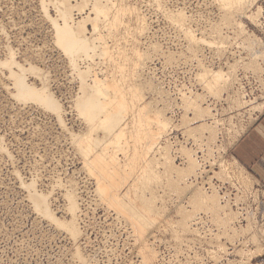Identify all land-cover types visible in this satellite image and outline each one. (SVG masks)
Instances as JSON below:
<instances>
[{"label": "rangeland", "instance_id": "374dc122", "mask_svg": "<svg viewBox=\"0 0 264 264\" xmlns=\"http://www.w3.org/2000/svg\"><path fill=\"white\" fill-rule=\"evenodd\" d=\"M48 1L46 0L44 3L43 0H0V61L6 59L9 49H12V51H15V58L20 64L27 66L32 64L47 74L50 72L48 82L51 84L49 85L48 83V86H50V90L64 108L63 124L60 123L55 114L43 109L36 103L20 101L16 97L15 87L7 71L0 69V138L2 137V140H0L2 145H0V264H80L81 262L75 258L77 249L81 250V253L86 258L89 257V261L94 258L91 263L101 260L97 264H264V252L252 254L256 249V246L254 247L255 243L253 244L251 240L253 230H251V233L247 232L248 234L239 233L237 234L239 236L236 235V238L233 237L232 239L229 237L231 232L227 231L228 234L223 227H220L221 229L218 228L219 226L214 223L215 221H212L210 214L199 213L197 216L199 219L196 217L198 220L195 222V224L197 222L199 224L197 223V226H194L193 222L191 223L192 225L190 224L193 228L198 227L197 229L202 236L199 237L196 234V238L190 232H187L188 235L186 236L180 224L181 215L178 214V207L180 205L188 207L187 199L184 200L181 194L178 196L175 190L169 189L165 184L167 180L165 177V180L160 178L164 180V183L159 182L163 186H160L159 183L156 185L157 182L155 181L156 183L150 184L153 186L150 190L146 189L148 194L144 190L146 197H151L150 194L152 193V195H156L157 212L147 213L146 216L150 219H156L157 224L155 223L153 227L151 226L152 229L147 228L148 230H145L146 233H144L145 235L141 240H139L137 232L135 233L127 217L121 216L108 203L107 205L103 204L102 202H105V200L101 203L99 202L103 199L97 194L96 176H93L94 173L88 172L90 171L88 170L90 165L88 154L99 158V164L105 166L107 163L109 165V176H114L117 180L126 181V183L123 181L125 184L119 185L121 186V191L125 193L133 187L132 185L135 181L142 178V172L148 169L149 159L147 162L145 160H140L137 163L134 161V158L141 156L142 141L147 134H139L137 132L134 115L132 112H127L124 117H119L117 128L112 133H107L101 129L95 130V138L98 139L99 143L91 145L90 152L80 150L81 147L79 148L76 143H73V137L79 133L84 134L87 131V125L83 119L78 117L72 106L76 93H79V80L70 66L69 59L55 45L54 29L49 16L55 18L56 11L52 4L49 5L50 2L48 3ZM160 1L162 2L161 6H157L156 0H114L111 3L113 6L112 13L119 19L118 23L108 27L100 22L97 33H93L92 26H88L89 32L93 33V36L89 39L91 45L89 52L91 53H78L76 57L79 60L82 57L85 58V56L89 57L91 59L90 64L91 61L92 64L88 68H91L94 73L100 72V76H102L103 72H106L107 75L115 72L114 76L122 79V73L123 75L127 73L128 77L124 75L123 79H127L125 81L127 85H130L136 79L133 76V71L136 68L137 57L140 54H147L146 66L149 67H145L147 71L144 69L142 76L143 81L147 82L145 98L139 101V107L143 109V113L148 115H144V117L146 122L150 124L148 125L150 137L154 131L152 130V122L149 121V116L152 117L154 115L152 111L145 110V108L148 107L149 101L153 102V106L150 105L154 108L159 103H162L156 94L154 96L151 93L153 89L150 90L147 87L148 84H153L150 78L151 67L152 69L153 67L155 68L153 69L154 81L163 85L173 99L178 97V91L181 95V102L183 94L188 93L189 90L191 91L188 96H190L192 91L205 95L203 105L205 107L210 105L213 114H216L211 120L216 133L214 132V134L212 127L208 126L212 133L210 134L209 130H205L203 134L209 132L211 138L207 135L208 138L212 140L214 137V141L216 136L218 142L221 134L220 138H224V141L221 140L217 145L219 144L223 148L217 145L216 148L225 151V153L227 152L225 159L229 161L230 171L235 174L237 179L223 182L218 179L198 180L197 182L205 184L206 188L209 189L208 184L210 183L208 182L213 181L221 197L228 194V196L230 195L229 199L233 198V201L236 196L240 197L237 202L238 206L236 204L233 205V201H230L232 202L231 209L233 211L242 212L232 227L234 229L237 228L238 231L242 226L245 227L247 219L244 217H247V214L250 213V218L256 222H253L254 228L256 229L257 226L256 230L253 229L257 231L258 238L260 237L259 244L261 243L264 248V183L255 180L236 160L231 158L230 152V148L233 147L231 145L232 141L238 140L243 133L251 128L261 111L262 113L264 111V100L261 101L264 99V61L261 59L258 61L259 72H257V69L247 67L252 62L251 58L248 59V50L247 48L242 50V47L239 46V43H251L250 40L253 38L261 39L264 42V0H257L256 4L250 8L252 12H256L258 7L261 8L263 16L261 18L260 16L257 17V19L260 18L257 21L258 24L246 17L240 18L241 20L236 17L233 18L244 23L245 32L243 35L245 36H241L242 32L240 31V33L238 29L234 30L235 25L233 26L232 23H237L236 19L232 23L231 21H234L232 19H229L230 23H228L227 19L223 20L224 22H220L223 12L214 0ZM89 6L87 7L89 10L84 11L85 14L81 13L82 15L78 14V11H76L78 9H75L74 12L73 9L74 17L77 19L86 17V13H90V8L92 11V6ZM180 10L186 11L185 13L189 17L188 22H186L188 25L186 24L185 27H192V30L197 31L195 32L197 35L202 34V29H210L213 24L214 33L209 31L206 35L207 38L209 35H213L212 39L209 36L208 39L210 41L215 42L216 39L220 42L227 34L232 38L230 41L224 39L226 43L222 46L224 48H217L218 50L211 47L210 49L205 45L203 46V43H199L200 46L199 44H194L198 45L199 48L197 46L195 49H198H193L192 51L191 48H194V45L182 31L185 28L182 29L183 27L180 25L181 28L178 27V24L176 27V23H171L168 18V12ZM260 21L263 23L260 24ZM140 23L149 26L147 35H141L138 31ZM217 27L220 30H214ZM219 31H222V33L220 34ZM214 34H217L218 38ZM220 35L224 37L222 38ZM213 37L215 38L213 39ZM96 43L100 45H96ZM154 44L161 45L162 51L159 49L160 52L158 51V53L152 52L151 45ZM93 46L98 47L97 52L93 51ZM189 48L190 50H188ZM108 50L112 53H108ZM195 51L197 54L203 55L200 59H205L204 63L206 66L215 70L221 68L227 71L228 66L234 61L242 60V64H238L233 72L232 81L229 82L227 87H225L227 89H224L220 96L211 94L212 98L209 96V92L207 96V89L203 87L205 86L204 82L198 80L200 78H197L196 74H198L199 68L197 66L198 62L194 57L197 55H194ZM163 53L166 55H163ZM171 53L176 54L175 58H177V61L179 58L180 60L178 62H169L167 55ZM151 55L152 58L150 60ZM110 57L122 61L123 65L117 64L113 67ZM83 61H78L80 68H85L89 63L84 59ZM214 62L216 63L215 65ZM244 62L248 63L247 66L243 64ZM81 63L87 64L82 65ZM245 73L252 74L248 83L252 82L254 88L256 85L258 86L257 91L259 92L253 94L254 97L250 99L263 106L261 111H258L260 109L255 111L254 105H241L240 110L235 107L236 103H234V100L236 98L243 96L241 103L245 101V94L240 90L242 87L240 79H244ZM129 78L132 81H129ZM28 81L41 87V81L33 76H29ZM119 83L123 85L121 86L123 90L126 83L123 80ZM205 98H207V102ZM177 102L179 101L177 100ZM182 105L183 103L181 104L182 112L178 111L179 108H175V112H172V110L170 112V109L167 112L168 117H171L169 113H172L177 120H175L176 122L174 121L175 128H172L173 131L169 132L168 136H166L167 138L164 137L163 141L161 140V144H166L165 139H172L170 141L177 140V143L180 141V143H183H181L182 145L191 149V146H194L192 141L185 142L189 140L187 137L191 133L187 132L188 128L185 126L186 124L184 125L182 119V115L185 114ZM229 107H232V109ZM189 115L194 117L192 113ZM208 118H203V121L209 122ZM219 127L222 130L217 135ZM123 130H127L126 134L120 137ZM71 132L72 135L70 136ZM185 134L189 135L184 137ZM197 135L199 136V134ZM83 146H86L85 142ZM169 150L172 152L170 147L168 148ZM153 156L154 153L151 154L150 159L156 160L155 158H157V161H161L159 153ZM179 158V156L177 159L173 156V161L175 159V164L183 166L186 160L182 162L181 158ZM181 165L179 166L182 167ZM154 167L157 169L155 170L154 168V171L156 173L159 172L161 175L163 170L159 165L154 164ZM206 170L209 171L208 168ZM213 170L218 171L217 167H213ZM103 172H101L102 176ZM91 174L93 177H90ZM243 176L245 180H242ZM71 181L78 187V202L79 206H81L80 211H83L82 213L79 211L78 215H82L78 217L79 221H77L79 227L81 226L80 229L82 228L81 232L83 231V235H80L79 239H75L77 241L72 240L74 238L67 231H64L65 229L60 227L59 229L55 223L41 216L42 214L40 215L35 209L30 195L34 188L40 193H50L52 210L56 211V215L61 217L60 219L65 218L68 220L71 216L66 213L67 210L65 209L67 208L65 205L66 193ZM31 182H35V187L30 189L29 192L27 184L29 186ZM24 183H26V186ZM165 186L168 190L163 188ZM95 191L97 196H93L96 195ZM98 196L101 200H98ZM170 197L172 198L171 201L169 200ZM224 202L226 204L227 201ZM105 206L108 211L105 210L107 209ZM140 210L143 211L142 209ZM216 234L220 237H217ZM225 235L228 236L226 237ZM202 238L205 239L203 240ZM217 238L221 239V242ZM144 244L156 252L155 260L143 262L142 246ZM248 250H251V254L256 256L251 257L250 253H247Z\"/></svg>", "mask_w": 264, "mask_h": 264}, {"label": "bare ground", "instance_id": "6f19581e", "mask_svg": "<svg viewBox=\"0 0 264 264\" xmlns=\"http://www.w3.org/2000/svg\"><path fill=\"white\" fill-rule=\"evenodd\" d=\"M45 1L46 0H43L44 3H45ZM156 1H157V6H161L162 2L161 1L159 2V0H156ZM256 1L257 0H214V2L218 3L220 9H222V12H223L222 19L220 20V22L223 20L225 21L226 19L228 21H229V19L230 20L232 19V20H234V21H231V23H232V22H235L236 18L240 19V18L246 17V18H250L252 21H254L255 23L258 24L257 21L260 20L261 16H263L261 8L258 7L256 12H252L250 9V8H252V6H254V4H256ZM113 2H114V0H49L48 1L49 5L52 4L53 7L55 8V11H56V17L55 18L49 16V18L52 22L53 29H54V38H55V43H56L55 45H57L56 47L59 48L64 53V55L67 57V59H69L70 66L72 67L76 77L79 80V93H76L75 99H73L74 101L72 102L73 103L72 106L74 107V110L77 112L78 117L83 119L87 125V129H86L87 131L85 130L86 132H84V134L83 133L76 134L73 137V143H76L78 145L77 147H79V148L81 147L80 150H84V151L87 150L88 152H90L91 145H93V144L96 145L97 142L99 143L98 139L95 138V132H96L95 130L101 129L107 133H112L117 128V124L119 123V121H118L119 117H124V115L127 112H132V114L134 115V119H135L134 123L137 126V132L139 134H141V133L147 134L145 136V139L142 141L143 149L141 151V156L134 158V161L136 163L139 162L140 160L141 161L145 160V162H147V160L149 159L148 169H146L144 172H142L143 173L142 178L135 181V183L132 185L133 187L128 189L125 193H123L124 191H121V188H120L121 186H119V185L120 184L123 185V183L124 182L126 183V181L117 180L114 176H109L110 175V174H108V166L109 165L106 163V165H105L106 167H105L104 165L99 164L100 163L99 158L91 156V154H88V161L90 163L89 169H88L90 171H88V172L94 173L93 176H96L97 182L95 179V184H96L97 194L101 196V199H103V200H101L98 196V200L99 199L101 200L99 202L101 203L102 201L105 200V202H102L103 204L105 203L107 205V203H108L109 206L113 207V209L117 210V212L119 214H121V216L127 217L129 219V221L131 222L130 225L135 230V233L137 232V235L140 238L139 240H141V239H143V237L145 235L144 233H146L145 230L147 228L148 229L151 228V226L153 227V225H155V223H156V219H150L148 216H146V214L157 212L156 204H155L157 201L156 200L157 198L155 197L156 195L154 196V195H152L153 194L152 193V194H150L151 197H146V195H144V194L147 193V190H150L153 187V186H151L152 184L157 182L156 185H158V183L160 181L164 183V180L166 178L167 179L165 181L166 186L169 189L175 190L178 193V196H179V194H181L182 198H184V200L187 199L188 207H183V205H180V206L178 205L179 206L178 207V209H179L178 214L181 215V223L180 224H181L182 228L184 229L186 236L188 235L187 232H190L191 235L192 234L195 235V237H196V234L199 237L202 236V235H200V232L197 229L198 227L193 228L191 226L192 225L191 223L193 222L194 223L193 225L197 226L199 223L197 222L198 224L197 223L195 224V222L199 219L197 217L198 214L199 213H204V214L206 213V214H210V216L213 219L212 221L213 222L215 221L214 223H217V225L219 226L218 228L223 227L225 229V232H227V231L231 232L230 233L231 235L229 237L232 239H233V237H235L239 233L240 234L241 233L245 234L247 232L251 233V230H253V232L251 234V240H252L253 244L255 243L254 247L256 246V249H255L254 253L252 252V254H258V253L264 252V248H263L262 244L261 243L259 244V238L260 237L258 238L257 231H254L255 225L253 226V222H255V221H252L253 219L250 218L251 217L250 213H248V214L246 213L247 217H244L247 219L246 220L247 221L246 226L245 227L242 226L239 231L237 230V228L234 229L232 227L233 223L236 222L237 219H239L238 216H241L240 213L242 214V212H235L231 209L232 208L231 207L232 202H230V201H233L232 200L233 198L230 200L229 199L230 195L228 196V194L225 195L224 197H221L220 192L217 190L215 185H212V182H210V181L208 182V183H210L209 189L206 188L205 184H201V183L197 182L198 180H204L201 177V176H203V174H206L207 176H209L208 171L203 167V164L201 163L200 157L198 156V151L202 152V161L208 162L210 164L209 173L214 174L213 179H216V180L218 179V180H221L222 182L226 181V180L237 179L235 174L230 171V165L228 164L229 161H227L225 159V154L227 152L225 153V151H221V150H219V148H216L217 143L221 142V140L224 141V138H222V139L220 138L221 134L219 135V139H220L219 142L217 141L216 136H215L216 139L214 141H213L214 137L211 140L210 139L211 135H209V132L208 133L205 132L203 134V132L205 130L206 131L209 130L208 126L212 127V130H214L213 133L214 132L216 133V130L212 126L213 121H211L216 116V114H213V111L210 108V105H208L207 107H205L203 105L205 95L203 96L201 93H195L192 91L190 93V96H188L189 92L191 91V90H189L188 93L183 94L182 102H181V98H180L181 95L179 96V98L173 99L172 96H170L169 91L166 90L163 87V85H161L160 83H156L154 81L155 77H154L153 69H155V68L153 67V69H152V67H151L150 68V78H151L153 84H150V85L148 84L147 87L150 90L153 89L151 91V93H153L154 96L156 94V96H158L160 98V102H162V103L161 104L159 103V105H161V107H159V105L156 104L158 106L155 105L156 107L154 108V107H152L153 102L149 101V103L147 104L148 107L145 108V110L152 111V113L154 115L152 117L149 116V121L152 122V128H153L152 130L154 131V133H152V136L150 137V133L148 131V125H150V124H148L146 122V118L144 117V115L145 116H148V115H146V113H143V109L141 107H139L140 106L139 101L145 98V91H146L145 86H146L147 82L143 81L142 76H143V72H144L145 67L146 68L149 67V66H146L147 54H144V55L140 54L137 57L136 68L133 71L134 75L132 74L136 78L135 79L136 86H135L134 81L132 84L127 85V83H126L127 79H123V77H125L124 75H126L127 73H124V75L122 73V79L121 78L118 79V76H114L115 72H112V74L107 75L106 72L104 73L103 71H101V72H103L102 73L103 77L100 76V74H99L100 72L94 73V71H92L91 68H88L92 64V61L90 64L91 59H89V57H86V56H85V58L82 57L80 59L81 61H83V59H84L85 61H87L89 63L85 68L79 67L78 61H80V60L77 59L78 57H76V55L78 53H91V52H89L91 49L89 39L91 36H93V33H95V32L97 33L99 26H100L99 23L102 22L105 25H107L108 27H112L113 25H116L118 23L119 19L116 18L115 17L116 15H114L112 13L113 6L111 5V3H113ZM89 5L92 6L93 13H92L91 8H90V13H88V14L86 13V17H83L82 19L78 18L79 19V21H78V19L74 17L73 12L75 11V9H78V10H76V11H78V14H81V13L85 14L86 10H89V8H87ZM72 10H73V12H72ZM185 12L183 10H180L177 12L176 11L168 12L167 14H168L169 21H171V23H176L175 26L178 24L177 26L183 27L182 29L185 28L184 30H182V29H180V30L184 31V34H186L185 36L193 43V45L203 43V46L205 45L206 47H209V48L211 47V48H215V49H217V48L221 49V48H224L222 46H224L226 44L224 42V39H227L230 41V39L232 38L227 34V36L226 35H225V37L223 36L224 38L222 37V35H220L223 38V39H221V41L223 40V42H221V41L219 42L216 39H215V42L210 41L208 39L210 35L208 36V38L206 37V35L208 34L207 32H209V31H210V33L211 32L214 33L213 32V26H212L213 24L211 25L210 29H208V30L202 29V31H201L202 34L198 33L200 35H197L195 33L197 31L192 30V27L191 28L189 26L185 27L187 24L186 22H188V19H189V17L186 15ZM91 16H94V17H91ZM258 16H260V18L257 19ZM234 17H236V18L233 19ZM236 21H237V23H232L233 26L235 25L234 30L238 29L239 32L240 31L242 32V33L240 32L242 34L241 36H245V35H243L245 32L244 31L245 30L244 23L241 21L239 22L237 19H236ZM226 23H227V21H226ZM228 23H230V21ZM262 23L263 22H261L260 24H262ZM88 26H92L93 33L89 32V29L87 28ZM256 26H258V25H256ZM148 28H149L148 25H145L144 23H140L138 31L141 33V35H143V34L147 35L148 34L147 33ZM204 30H205V32H204ZM214 30L217 31L220 29H218V27H217V29H214ZM219 32H220V34L222 33V31H219ZM235 32L237 33V31H235ZM217 34H214V36H216ZM246 35H248V34H246ZM212 36H210L211 37L210 39H212ZM236 36H239V35H236ZM248 36H250V35H248ZM221 37H219V38H221ZM214 38L215 37H213V39ZM250 41H251V43H243V44L239 43V46L242 47V50L244 48H247L248 59L251 58V61H252L249 63L248 66H247L248 63L244 62L243 64H246L247 67L257 69V72H259L258 71V69H259L258 68L259 67L258 61L260 59L262 61H264V42L261 39H254V38L251 39ZM192 43H191V46H192ZM96 45H100V44L96 43ZM197 46L194 45V48H191L192 51ZM199 46H200V44H199ZM199 46H198V48H199ZM161 48H162L161 45H158V44L151 45V51L154 53L155 52L158 53L159 49H161ZM198 48H196V49H198ZM97 49H98V47L93 46L94 52H97ZM99 49H101V48H99ZM105 50H107V49L105 48ZM188 50H190V48ZM201 50H202V48H201ZM149 51H150V49H149ZM160 51H162V49ZM14 52L15 51H12V49H9V52L7 55L8 57L6 59H4L3 61H0V69L7 71L9 78L11 79V81L13 82V85L15 87L16 97L22 102H26V103L32 102L33 104L36 103L40 107H43V109L48 110L51 113L55 114L56 117L58 118V120L60 121V123H63L64 122V117H63L64 116V108L62 107L63 105H61V102H59V100L57 99L55 94L50 90V88H49L50 86H48V83H49V85L51 84L50 82H48V78H49L48 75L50 74V72L47 74L43 70H41L40 68H38L32 64H28V66L20 64L16 60V58H15L16 54ZM108 53H112V52L108 50ZM195 54H197V52L194 53V55ZM163 55H166V54L163 53ZM175 55L173 53L168 54L167 60L169 62H178L180 60V58L177 61V58H175ZM191 55H193V54H191ZM197 55H198V57H197ZM197 55L194 57L198 62L197 66L199 68V72H198V74H196L197 78H200L198 80L204 82L203 84H205V86H203V87H205L207 89L206 90L207 96L209 95L208 92L210 93L209 96H211V94H215L214 96H216V95L220 96L222 91L224 89H227L225 87H227L229 82L232 81L231 79H233V72L237 68L238 64H242V60L240 59L241 61L240 60L234 61V63H232L228 66L227 71L225 69H221V68L218 70H215V69H210L209 66L205 65V63H204L205 59L204 58L200 59V57L203 55H200V53H198ZM56 56H57V54H56ZM179 56H181V55H179ZM151 58H152V55L150 57V60H151ZM110 59H111L113 67L116 66L117 64L123 65L122 61H119L114 57H110ZM81 64L85 65L87 63H85V64L81 63ZM215 64L216 63L214 62V65ZM75 75H73V76H75ZM251 75H252L251 73H245L244 79H242V80L240 79V85L242 86L240 88V90H242V92L245 94V101L243 103H241L243 101L242 100L243 96H241V98H236L234 100V103H236L235 107L238 110H240L241 105L242 106L254 105L253 108H255V111H257L258 109H260L258 111H261V108H263V106L261 104H257L256 101L254 102L252 99L247 98V90H246L245 83L243 80H248V82H249V78L252 77ZM29 76H33V77L39 79L41 81V87H38L35 83H30L28 81ZM60 76H62V75H60ZM126 77H128V76L126 75ZM130 78H129V81H132V80H130ZM122 80L126 83L123 90L121 89V86H123V85H121L119 83ZM133 80H134V78H133ZM165 80H166V78H165ZM51 87H52V85H51ZM134 87H135V89H134ZM204 91H203V93H204ZM67 94H69V93H67ZM71 94H73V93H71ZM170 97H171V99H170ZM211 97L213 98V96H211ZM207 98H205L206 102H207ZM177 100L179 102H177ZM201 101H202V103H201ZM158 102H159V100H158ZM249 102H252V103H249ZM182 103H183V105H182L183 110H185L184 111L185 114L182 115V117H183L182 119L184 121V125L186 124L185 126L188 128L187 132L189 131L192 135V136L190 135L191 136L190 137V136H188L189 134H187V135L185 134L184 137L188 136L187 138L189 139L185 142L192 141V143L194 144V146H191V149L182 145L183 143L181 142L182 143L181 144L180 141H179L180 144L177 143V140L176 141H170L172 139H168V140L165 139L164 140L166 142V144H164L165 146L163 145V143L161 144V142L163 141L162 139L164 137L167 138L166 136H168L169 132L173 131L172 128H175L174 121L177 120V119H175V115H173L172 113H169L171 115V117H168L169 115L167 112L169 111V109H170V112H171V110H172V112L173 111L175 112V108H179L178 111L182 112V108H181ZM216 104H218V103H216ZM213 105H214V103H213ZM139 108H141V110H139ZM229 108L232 109V107H229ZM190 112L192 114H194L193 115L194 117H191L189 115V114H191ZM261 113H262V111H261ZM205 117H209L208 118L209 122L203 121L205 119ZM179 118H180V116H179ZM179 118H178V120H179ZM66 126H67V124H66ZM179 126H180V124H179ZM212 130L211 131L209 130L210 134L212 133ZM221 130H222V128L219 127L217 135ZM62 131H64V130H62ZM126 131L123 130L121 132L120 137L125 136ZM197 134H199V136ZM201 134H203L204 137H202L203 135L200 136ZM214 134H213V136H214ZM71 135H72V132L70 133V136ZM207 135H209L210 138H208ZM82 136H83V138H82ZM0 140H2V137L0 138ZM84 142L86 143V146H83ZM236 142H237V140H233L231 145H235ZM177 145L180 146V148H178ZM217 146L223 148L219 144ZM169 147H170V149H172V152H171V150L168 151ZM170 152H171V155H170ZM228 152H229V150H228ZM152 153H154V156H156V154L159 153L160 157H161V161L160 162L157 161L158 160L157 158H155L156 160L150 159V156ZM173 156L176 159L179 156L181 158L182 162H185V160H186L185 164L183 166L181 164H179L182 167L175 164V162H174L175 159L173 161ZM225 160H226V162H225ZM105 161H107V160H105ZM154 164L159 165V167L163 170L161 175L159 174V172L156 173L154 171V168H155ZM213 167L214 168L217 167L218 171L213 170ZM155 170H157V169L155 168ZM101 172H103V176L101 175ZM93 176L91 174L90 177H93ZM160 178L161 179L163 178L164 180H161ZM242 180H245L244 176H243ZM23 182H22V184H23ZM34 183L35 182L29 183L30 184L29 186L27 184V187L29 188V189L28 188L27 189L29 190V192H30V189L35 187ZM160 183H159V185H160ZM24 185L26 186V183H24ZM149 185H150V188H149ZM160 186H163V184ZM166 186L163 188H166ZM168 188H166V189L168 190ZM35 189L36 188H34V190L31 191L30 195H31V199L33 201L32 203L34 204V207L37 210V212H39L40 215L42 214L41 216H44L45 219L47 218V220L49 219L51 222L55 223L56 227H58V228L60 227L61 229L62 228L65 229L64 231H67L68 234L74 238L72 240L79 239L80 235H83L82 234L83 231L81 232L82 228L80 229L81 226L79 227V223L77 222V221H79L78 217L80 215H82V214L78 215L79 211L81 210V206H79V202H78V200H79L78 195L79 194L77 193L78 192L77 185L73 181H71L70 184L68 185V189H67V193H66V205H65L67 208L65 210L68 211V212L66 211V213H69L70 214L69 216H71L70 219H68V220H66L65 218L60 219L61 217H57L56 211L52 210L51 205H50L51 204V202H50L51 201V199H50L51 194L50 193L49 194L40 193V192L36 191ZM144 190L146 191L145 193H144ZM172 190H170V191H172ZM95 194H96V191H95ZM97 194L93 195V196H97ZM239 198L240 197L236 196V198L233 201V205L236 204V206H238L237 202L239 201ZM95 199H96V197H95ZM171 199L172 198L170 197L169 200L171 201ZM222 199H223V202H222ZM160 200H161V197H160ZM224 201H227L228 203L226 202V204H225ZM80 204L82 205V203H80ZM240 205H242V203H240ZM140 209H142L143 211H141ZM239 209H241V208H239ZM105 210L108 211V208ZM109 212H110V210H109ZM85 219L86 218L84 215V220ZM120 220L124 221L123 219H120ZM256 229H257V226H256ZM197 232H199V233H197ZM183 236H185V235H183ZM216 236H217V234H216ZM237 236H239V235H237ZM217 237H220V236H217ZM230 238H229V240H230ZM202 239L204 240L205 238H202ZM190 240H191V238H190ZM218 240L220 241L221 239H218ZM75 241H77V240H75ZM219 241H218V243H219ZM142 243H143V241H142ZM75 244H76V242H75ZM142 249H143L142 255L144 258V260H143L144 263L145 262H151V261H153L154 258H156V256H157L156 252L153 249H150L149 247H147L146 244H144L142 246ZM247 253H250L251 257L253 256L251 254V250H248ZM246 255H249V254H246ZM255 256L256 255H254L253 257H255ZM75 258L78 259L82 264H97L98 262L101 261V260L99 261L97 259L98 262L94 263L95 262L94 261L93 263H91L94 258L92 259V261H89V259H88L89 257L86 258L81 253V250H79V249H77V251L75 253ZM108 260H111V259H108ZM108 264H111V263H108Z\"/></svg>", "mask_w": 264, "mask_h": 264}, {"label": "crops", "instance_id": "0c3cea01", "mask_svg": "<svg viewBox=\"0 0 264 264\" xmlns=\"http://www.w3.org/2000/svg\"><path fill=\"white\" fill-rule=\"evenodd\" d=\"M230 152L231 158L255 180L264 183V111L253 126L239 137Z\"/></svg>", "mask_w": 264, "mask_h": 264}, {"label": "built area", "instance_id": "2783aa9c", "mask_svg": "<svg viewBox=\"0 0 264 264\" xmlns=\"http://www.w3.org/2000/svg\"><path fill=\"white\" fill-rule=\"evenodd\" d=\"M244 83H245V87H246V90H247V98L248 99L253 98L254 97L253 94L259 92V91H257L258 90V86L256 85V87L254 88V86H252V82L248 83V80H244ZM187 90H185V91H187ZM179 96H180V92L178 91V97L177 98H179ZM198 156L200 157V160H201V163L203 164V167L205 169L208 168L210 170V164L208 162H203L202 161V152L201 151H198ZM208 174H209V176H207L206 174H203V176H201V177L204 180H216V179H213V174L212 173H209V171H208ZM210 175H212V177H210ZM210 182H212V185L214 184L213 181H210ZM208 188H210V184H208Z\"/></svg>", "mask_w": 264, "mask_h": 264}]
</instances>
